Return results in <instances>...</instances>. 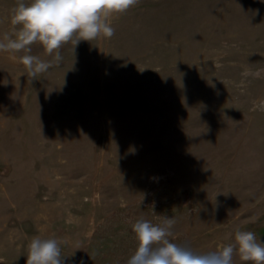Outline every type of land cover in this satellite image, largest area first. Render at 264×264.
I'll return each instance as SVG.
<instances>
[{"label": "rangeland", "instance_id": "374dc122", "mask_svg": "<svg viewBox=\"0 0 264 264\" xmlns=\"http://www.w3.org/2000/svg\"><path fill=\"white\" fill-rule=\"evenodd\" d=\"M111 23L59 63L34 45L36 77L0 52V264L36 236L63 264H125L130 222L159 216L201 253L264 241V0H140Z\"/></svg>", "mask_w": 264, "mask_h": 264}, {"label": "clouds", "instance_id": "9594fccd", "mask_svg": "<svg viewBox=\"0 0 264 264\" xmlns=\"http://www.w3.org/2000/svg\"><path fill=\"white\" fill-rule=\"evenodd\" d=\"M139 3L140 0H16L10 13L13 31L0 39V52L11 54L28 75L36 77L52 67L53 61H62L64 45L74 48L82 40L111 39L115 35L112 17ZM34 45H39L53 61L34 55ZM260 108L264 110V101ZM159 217L160 223L144 218L130 222L137 246L125 264H233L234 255L242 264H264V241L252 231L237 229L232 242L201 253L170 239L174 237L175 218ZM61 243L57 238L33 237L27 246L26 264H63Z\"/></svg>", "mask_w": 264, "mask_h": 264}]
</instances>
